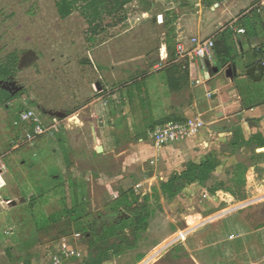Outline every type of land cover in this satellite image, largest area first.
Returning <instances> with one entry per match:
<instances>
[{
	"label": "rangeland",
	"instance_id": "obj_1",
	"mask_svg": "<svg viewBox=\"0 0 264 264\" xmlns=\"http://www.w3.org/2000/svg\"><path fill=\"white\" fill-rule=\"evenodd\" d=\"M151 5L133 2L126 15L106 16L95 34L80 10L61 19L56 0H0V63L13 53L21 62L33 58L9 80L21 89L17 96L0 107V168L7 182L2 195H15L19 210L12 213L22 226L19 234L10 206L1 203L0 264H53L63 247L80 256L62 264L93 263L101 253L107 254L102 264H136L142 257L147 259L141 264H245L252 255L241 233L264 227V151H238L231 170L212 175L204 186L183 180L185 189L173 200L160 192L168 179L161 176L152 194L142 196L140 180L129 173L125 156H118L149 140L148 132L161 124L144 106L145 89L158 102L161 84L146 80L145 70L158 65L169 38L159 17L149 18ZM28 108L64 113L74 125L18 148L13 141L28 130L17 125L18 114ZM98 146L107 148L105 154L97 153ZM239 165L247 168L242 186L235 182ZM72 179L86 185L77 211ZM215 189L222 190L210 192ZM259 198L263 203L228 217ZM143 208L148 218L136 223V210ZM128 217L133 220L114 231L113 223ZM238 219H245L242 231ZM260 246L264 253V235Z\"/></svg>",
	"mask_w": 264,
	"mask_h": 264
},
{
	"label": "crops",
	"instance_id": "obj_2",
	"mask_svg": "<svg viewBox=\"0 0 264 264\" xmlns=\"http://www.w3.org/2000/svg\"><path fill=\"white\" fill-rule=\"evenodd\" d=\"M148 1L152 2L149 18L157 22V17L162 16L163 20L160 24L168 30V39L171 38L174 41L175 56H177L178 45H183L186 50H190L193 48L192 39L200 38L214 39V42L224 39V42L227 41L234 48L233 55L236 57L222 69L217 65L215 50L212 62L186 59L189 64V78L178 91H171L168 88L165 74L162 73L171 64L167 38L160 50L158 65L147 66L144 78L147 77L148 81L157 80L161 84L159 85L161 92L156 96L158 102L153 100L151 89L143 91L144 96L148 98L144 106H151L148 113L153 115V121L163 125L169 121H184L201 116L207 125L188 140L171 144L163 149H157L150 139L147 141L140 139L139 143L132 144V150L123 151L118 155L125 156L129 173L136 174V178L140 180L137 182V187L141 188L142 196L152 194L159 176L164 182L165 178H171L175 173L188 170L190 164L200 165L213 160L218 163V166L212 175H217L231 168L237 160L238 151L245 155H250L249 147H254L256 151H264V73L262 79L257 81L248 75L252 67L264 63V0ZM246 18L253 19L255 28L253 34H249L246 26L238 24ZM228 28L233 35H225ZM240 29H245L246 32L239 33ZM176 58L177 62L183 60ZM215 68H219L218 73L214 71ZM260 74L258 70L256 75ZM174 96L180 97L178 98L180 103L173 101ZM102 126L107 128L108 124L103 123ZM103 148L102 154H105L107 148L105 146ZM143 173H147L145 178L141 176L144 175ZM199 186L202 185L199 183ZM249 188L250 185L245 189ZM136 193H139L138 189ZM0 197L15 200V195L5 197L1 193ZM262 200L259 198L249 202L248 205L244 204L236 211L229 213L228 217L235 213H245L243 210L252 206L253 203L261 204L258 202ZM18 207L16 205L8 208L9 214L13 216L12 222L21 234L22 226L12 213L18 212ZM241 220L238 223L242 231L246 227ZM259 226L249 233L245 230L241 233L242 246L247 248L245 250L247 254H252L249 260L245 258V264H264V253L260 246L264 227L259 228ZM31 231L34 233L33 230ZM259 237L261 238L258 240ZM249 243L254 250L252 253L246 246ZM146 259L142 257L136 264H141Z\"/></svg>",
	"mask_w": 264,
	"mask_h": 264
},
{
	"label": "trees",
	"instance_id": "obj_3",
	"mask_svg": "<svg viewBox=\"0 0 264 264\" xmlns=\"http://www.w3.org/2000/svg\"><path fill=\"white\" fill-rule=\"evenodd\" d=\"M135 1L137 0H56V7L60 18L63 20L68 19L76 11L80 10L83 17L87 20L91 31L97 34L100 24L106 16L113 17L126 15L127 6ZM131 20H135V17L132 16ZM252 21V18H246V20L242 19L239 21L238 24L246 26L249 34H253L255 32V28ZM225 35H233L230 28L225 31ZM172 43L173 39H169L167 42L169 62L171 64L167 66L162 73L165 74L168 88L171 91H178L188 81L189 64L186 59L178 62L176 61L177 56H175V49H173ZM214 50L216 52L217 65L220 69L226 67L230 62L235 60L236 55H233L234 48L231 47L227 41L224 42V39H220L215 42ZM20 62L21 61L18 56L14 53L10 54L5 61L1 62L0 81H9L10 78L19 70ZM16 96L17 95H15L12 91L0 86V107L7 106ZM217 166L218 163L213 160H208L200 165L190 164L188 170L182 173H175L171 178H168L163 183L161 187L162 195L169 200L175 199L185 189L183 180L186 182L197 181L202 186L206 185ZM246 171L247 168L243 165H239L237 167V171H235V182L237 185L242 186L246 184ZM70 187L73 192V205L77 211V206L81 205L86 198V185L83 184V182L80 183L79 181L72 179L70 180ZM217 190L218 189L211 190L210 192L215 193ZM145 209L136 210L134 218L136 223H141L143 218H148V213L143 216V213L146 211ZM74 211L75 209L72 210V213ZM130 220H133V217H128L123 222H114V231ZM93 231L94 233L96 232V230ZM94 233H91L92 237L96 235ZM106 258L107 254L101 253L100 258L97 261H94L93 263L87 262L85 264H102Z\"/></svg>",
	"mask_w": 264,
	"mask_h": 264
},
{
	"label": "built area",
	"instance_id": "obj_4",
	"mask_svg": "<svg viewBox=\"0 0 264 264\" xmlns=\"http://www.w3.org/2000/svg\"><path fill=\"white\" fill-rule=\"evenodd\" d=\"M245 32V29L239 30V33L244 34ZM192 42L193 48L190 50H186L183 45H178L177 57L179 59L213 61L215 48L214 39L193 38ZM209 97H211L210 94ZM18 124H23L28 128L20 140H17L18 143H16L17 141H13L15 146L18 145V148L19 145H26L45 135H58L65 129H69L71 124L74 125L71 122V118L51 116L42 112L40 109L34 108L22 110L18 114L17 125ZM206 125L205 120L201 116L188 118L184 121H169L149 131L148 137L153 141L157 149H163L171 144L188 140ZM6 187L7 182L4 177L3 168H0V194ZM66 248L67 247L62 248V256L56 258L53 264H62L65 258L80 256L77 251Z\"/></svg>",
	"mask_w": 264,
	"mask_h": 264
},
{
	"label": "water",
	"instance_id": "obj_5",
	"mask_svg": "<svg viewBox=\"0 0 264 264\" xmlns=\"http://www.w3.org/2000/svg\"><path fill=\"white\" fill-rule=\"evenodd\" d=\"M162 16H159V21L161 22L162 21ZM33 62V58L31 55H28L26 57H24V59L22 60L21 64L19 67H23V66H26L28 64H31ZM260 71L261 74L259 76L256 75V72L257 71ZM214 71L216 73L219 72V68H215ZM264 73V63L258 65V66H255V67H252L249 71H248V75L251 76L255 81L257 80H261L262 79V75ZM0 86L5 88V89H8L10 91H12L14 94L17 93V91L21 90L19 87H17L15 85V83L13 82H10V81H0ZM48 115H51V116H56V117H61V118H64L65 117V114L64 113H61V112H55V111H50L48 112ZM91 127H92V131L94 133V137H95V140L98 141V138H97V135H96V132H95V125L93 122H91ZM96 151L98 154H102L104 152V148L103 146H98L96 148ZM25 199L22 198L21 199V202H24ZM0 203H8V205L10 207H14L17 205V201L16 200H10V199H0ZM250 204V203H247V205ZM210 222V221H209ZM208 223V222H207ZM206 223V224H207ZM206 224H204L203 226L201 227H204ZM199 227V228H201ZM151 261V260H150ZM150 261H148L146 264H148Z\"/></svg>",
	"mask_w": 264,
	"mask_h": 264
},
{
	"label": "flooded vegetation",
	"instance_id": "obj_6",
	"mask_svg": "<svg viewBox=\"0 0 264 264\" xmlns=\"http://www.w3.org/2000/svg\"><path fill=\"white\" fill-rule=\"evenodd\" d=\"M24 58H22V60H23Z\"/></svg>",
	"mask_w": 264,
	"mask_h": 264
}]
</instances>
